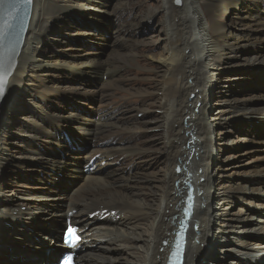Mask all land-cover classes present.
<instances>
[{"label":"bare ground","instance_id":"bare-ground-1","mask_svg":"<svg viewBox=\"0 0 264 264\" xmlns=\"http://www.w3.org/2000/svg\"><path fill=\"white\" fill-rule=\"evenodd\" d=\"M119 1L120 17L127 16L126 23L115 30L121 37L134 33L142 22L156 15L157 10H149L143 19H132L134 1ZM175 2L163 0L161 10L166 21L162 32L167 44L162 54L151 58L152 66L145 70L150 75L146 81L149 87L128 91L123 110L111 108L112 104H96L97 98L91 97L88 114L80 117L75 111L65 115L64 109L60 113L49 109L57 98L64 100L65 92L87 96L90 91L60 88L54 78L63 79L66 75L62 70L80 77H115L123 69L137 65L136 48L141 45L131 43V38H120L113 54L105 60L81 55L59 60L60 56H56L61 40L55 35L67 40V35L72 34L67 32L66 22L62 24L64 16L93 11L94 20L99 14H108L95 5L104 3L32 0L28 28L9 69L0 109V264H44L47 256L59 259L65 248L61 233L67 218L82 225L85 234L80 264H167L183 217L188 184L194 186L197 206L188 230L186 264H221L229 257H233L232 264H264V212L257 221V232L244 229L232 244L219 246L216 242L264 211V155H258L261 152L255 147L229 148L226 141L227 136L234 135L235 128L244 129L245 124L248 128L262 127L259 123L264 122V106L252 105L255 97L220 100L216 92V82L226 70L240 66L242 61L250 64L238 58L240 50L264 45V0H179L180 7ZM258 58L264 60V55L255 61ZM231 59H237L238 64H229ZM263 64L264 61L250 65ZM120 82L111 79L103 83L101 99L112 98L114 91L122 92ZM99 91H93L94 95ZM17 96L20 104L17 102L16 110L4 118V107L14 105ZM23 102L28 104L26 108ZM23 110L60 128L57 135L73 152H77L73 146H89H82L75 137L70 141L69 129L80 131L96 146L82 157L86 160H78L85 167L74 169L73 176L80 183L66 201L62 198L67 196L53 197V191L48 190L46 196L25 194L15 202L16 206H10L18 190L8 195L4 182L9 173L15 177L17 173L26 175V169L31 167L44 172L48 168L45 165L57 172L68 168L67 159L51 158L34 148L47 140L60 144L56 132L43 121L33 122L25 134L27 144L21 143L23 150L31 148L30 154H20L16 139L22 136L13 134L22 131L15 129V121ZM157 131L161 132L160 143L152 136ZM245 133L253 135L249 130ZM131 141L136 143L125 145ZM106 142L121 146L101 147ZM54 149L59 150L56 145ZM244 156L249 161L242 165ZM157 162L164 163V167L157 168ZM108 166L112 169L105 172L103 168ZM131 166L136 168L131 170ZM13 180L15 188L22 186ZM34 187L29 188L35 190ZM240 202L242 207L234 212ZM116 218L120 219L118 223ZM50 222L59 223L50 229L52 238L45 237L54 247L41 245L38 240L47 230L42 223ZM58 233L60 242L55 237ZM10 234L20 237L11 238Z\"/></svg>","mask_w":264,"mask_h":264},{"label":"rangeland","instance_id":"rangeland-1","mask_svg":"<svg viewBox=\"0 0 264 264\" xmlns=\"http://www.w3.org/2000/svg\"><path fill=\"white\" fill-rule=\"evenodd\" d=\"M81 3L85 2V0H80ZM102 3L106 4L107 7H104V4L95 3L98 9H101L103 11H107L108 14H99V17L92 19V15H95L93 11H88L87 13H71L68 15H65L62 19V24L66 22V28L68 33H72L70 35H67V40H62L60 38L59 34L55 35L56 39L61 40V42L58 43L59 46H61L60 49H58L60 52L57 54L56 57L60 56L59 60L61 58H69L76 57V56H87L92 59L96 60H105L106 58L111 56L113 54V51L116 49V41L121 40L122 38L130 39V42L137 41L140 43L141 46L136 48V52L138 53V57L136 59L137 65L130 66L126 69H123V71L119 74H117L115 77L111 76V78L104 77L101 79L100 77L92 78V77H80L77 75H68L64 70L63 73L66 75L63 77V79L54 78L55 84L59 85L60 88L71 90L73 87L75 88H82V89H88L91 94L85 95H71L73 93H67V95L64 98H57L56 102L53 103L49 110L52 112L60 113L61 109L65 110V115L69 114L72 111H75L77 114L80 115V117L86 116L88 113V106L92 104L91 97L97 98L96 104L100 102L101 105L111 106V108H120L123 110L126 109V105L123 101V98L128 94V91H134L138 92L142 89H146L149 87V82H146L149 78V74L147 71L148 67H151V58L158 56L160 53L165 51L166 47V40L164 37V33L162 32V29L164 27L166 18L164 16L163 11L161 10V7L163 5V0H132L134 1V7L131 10V18L135 20L136 19H143L145 17V12L149 10H157L151 19H147L144 22H142V26L137 28L134 33H130L124 37L119 36L115 30L117 27H120L122 24L126 23L125 17H120V1L119 0H101ZM124 1V0H123ZM179 4V3H178ZM177 2H175L176 7H180V4L178 5ZM107 9V10H106ZM81 14V15H80ZM243 15V14H242ZM66 17V18H65ZM79 17V18H78ZM65 19V21H64ZM128 17V21H129ZM70 22V23H69ZM61 23V22H59ZM78 34H75V33ZM79 32H81L79 34ZM74 33V34H73ZM129 37V38H128ZM121 38V39H120ZM48 44H51V42H47ZM53 49V48H52ZM164 49V50H163ZM264 55V45L257 46L256 48H248L246 51H239V57L238 58H245L249 61L250 64L252 63H260L264 60L261 58H258L257 61H255L254 58L257 56ZM84 58V57H81ZM237 59H231L229 64L237 63ZM253 61V62H252ZM243 64L240 62V66H236L235 68H231L225 71L223 75L221 76V79L216 82V92L219 95L220 100H227L229 102H232L231 100L234 99H243V98H251L255 97L256 99L255 103H252V105L255 106H264V100H260L264 98V64L263 65H250L247 64L248 62L242 61ZM155 65V63H154ZM262 71V73H260ZM116 78V79H115ZM111 79L113 80H121L120 86L122 87L121 91H114V96L110 99H101V92L99 91L102 87L103 83L110 82ZM136 79V80H135ZM140 80V81H139ZM49 84V82H48ZM226 86V87H225ZM141 88V89H140ZM98 90L99 93L95 94L93 91ZM263 95V96H262ZM69 97V98H68ZM263 97V98H262ZM100 99V100H99ZM259 99V100H258ZM21 98L17 96L16 103L11 106H7V108L4 107V113L3 117L5 118L8 114L12 113L14 110H16L17 105L20 104ZM89 100V101H88ZM105 100V101H104ZM38 101L41 102V100L38 99ZM17 102H19L17 104ZM58 102V103H57ZM107 102V103H106ZM108 104V105H107ZM123 104V105H122ZM22 107L26 108L27 103L23 102ZM121 106V107H120ZM229 106V105H227ZM3 107V106H2ZM1 107V108H2ZM58 107V108H57ZM63 107V108H62ZM48 109V108H47ZM56 109V110H55ZM24 117V118H23ZM141 118V117H139ZM20 120V121H19ZM27 120V121H26ZM42 121L47 124V128L52 129L55 133L56 130L60 129L55 127L54 125L49 123V120L46 118H42L40 120L37 115L30 112V110H23L21 113V118L15 121L16 127L15 129L22 130L20 133L21 135H18L17 133H14L13 136H22L21 138L18 137L19 141V148H17L20 151V154L25 156L30 154L31 148L27 146V150H23V147L21 146V143L24 141L25 144H27V137L26 132L29 131V128L34 126V123L41 124ZM242 120L240 119V122ZM248 122V120H246ZM78 122V121H77ZM259 124H262V127L256 128L255 126H251L250 128L247 127V125H244L243 127H238L234 129V135H229L226 138L227 145L229 148L236 147L237 149H247V148H258L261 153H258V155H264V122H260ZM19 126V127H18ZM244 130V131H243ZM251 131L253 135H245V131ZM23 133V135H22ZM69 135L67 138L70 141H75L74 137L77 138L82 146H89L87 149L85 148H78L73 146L74 151L70 150V147L67 146L65 142L60 139V137L57 135V139L59 141V145L57 143H54L53 140H47L44 141L43 145H37L34 146L36 150L42 153L49 154V157L51 158H64L67 162L68 168L66 170H61L60 172H57L56 170H53L52 166L45 165L43 167H48L44 172H41V170H36V167H31L29 169H26V175L24 173H17V177H15L14 173H9V175L5 179L6 188L9 192L12 190H18V193L13 196V201L10 203V206H16L15 202L19 200L21 197H24L25 194L29 195H35V196H46L48 190H52V196L56 197L57 194L65 195L67 198H62V200H67L69 196L72 194L73 191H75L79 187L80 181L76 180V177L73 176V171H75V168H83V163H79L78 160H86L82 159L83 156L89 155L90 151L95 149L96 146L93 144L92 139H87L85 136L83 137V134L80 131L74 132L73 130H68ZM11 137L14 139V137ZM153 138L156 143H160V136L161 132L157 131L153 135ZM24 138V140L22 139ZM62 138V137H61ZM249 140H245V139ZM237 139V140H236ZM242 139V140H241ZM129 141V140H127ZM259 142V143H258ZM136 142L131 141L130 143H125V145H134ZM55 145L58 147L59 150H55ZM111 146L112 148H118L121 146V144L117 142H106L101 147H108ZM159 146V145H158ZM29 148V149H28ZM47 149V151H44V149ZM55 151V152H54ZM78 158V159H77ZM249 161L248 156H244L241 160V164H245ZM157 168L164 167V163L157 162L155 166ZM134 166V165H133ZM131 166L129 169L134 170V167ZM246 168V166H244ZM110 168V169H109ZM104 171H109L112 169V167L108 166L106 168H103ZM24 171V170H22ZM64 172V173H63ZM85 172V170H84ZM86 173V172H85ZM96 173V172H94ZM81 175V174H80ZM83 176H85L84 173H82ZM245 177V176H244ZM11 178H13V181H17L18 184L22 186H15L11 182ZM53 178V179H52ZM66 178V179H65ZM240 178V177H239ZM236 178V179H239ZM36 179H39L43 182H37ZM35 180V181H34ZM35 186L34 189H30L29 187ZM38 187V188H37ZM264 191V187L262 189ZM242 203H238L235 208L234 212H236L240 207H242ZM264 211L260 212V215H256L254 217V220H252L250 223H245L244 226H238L233 232L224 234L223 236L219 237L216 242H218L220 245H229L235 242L236 238L238 236H241L240 232H242L244 229H257L258 227V220L262 219ZM116 223L119 222V218H116ZM258 221V222H257ZM61 223V222H60ZM59 224L58 222H50L49 224H43L42 228L47 227L46 232L41 233L42 238L38 237V240H41V245H50L54 247V243L50 244L48 241L45 240V237L52 238L53 235L50 233V229L55 227V225ZM111 225V224H110ZM109 225V226H110ZM29 226V224H28ZM39 229V228H38ZM41 230V229H40ZM60 230V229H59ZM40 233V231H38ZM257 232V230H255ZM11 235V234H10ZM9 235V236H10ZM20 236H14L11 235V238H19ZM55 237L58 238V242H60V233L55 235ZM33 238V237H32ZM31 238V239H32ZM1 241H3L1 239ZM26 245V243H25ZM0 246L2 245V242L0 243ZM7 249V248H6ZM82 250H85V247L82 248ZM106 251V250H105ZM102 253V252H99ZM56 255V253L54 252ZM103 254V253H102ZM211 255H214L212 253ZM0 258H2V253L0 254ZM233 257H229L227 261L221 264H232ZM18 263H27L25 261H19ZM32 264H36L31 262ZM117 264H122V262H119ZM124 264V263H123ZM207 264V263H202ZM213 264H218L217 261Z\"/></svg>","mask_w":264,"mask_h":264},{"label":"water","instance_id":"water-1","mask_svg":"<svg viewBox=\"0 0 264 264\" xmlns=\"http://www.w3.org/2000/svg\"><path fill=\"white\" fill-rule=\"evenodd\" d=\"M32 0L30 5L22 8H9L7 5L4 8V20H0V35H3V40L0 41V55L4 60V81H6L9 75V69L15 62L17 52L24 40L25 32L28 28V24L31 17ZM5 83L3 92L0 93V109L4 104L5 98ZM27 253L25 251L23 254ZM65 252H62L61 258H64ZM53 258V257H52ZM50 256L43 258L44 264H53V260ZM20 260L24 259L19 257Z\"/></svg>","mask_w":264,"mask_h":264},{"label":"snow or ice","instance_id":"snow-or-ice-1","mask_svg":"<svg viewBox=\"0 0 264 264\" xmlns=\"http://www.w3.org/2000/svg\"><path fill=\"white\" fill-rule=\"evenodd\" d=\"M31 0H0V20H4V8L7 5L9 8H22V7H27L30 5ZM177 3H179V0H177ZM3 40V35H0V41ZM2 46V44H0ZM4 60L3 56L0 55V93L3 92L4 88ZM78 239V237H77ZM69 242L71 243V239H69ZM177 248L179 249V243L177 244ZM70 259V258H69Z\"/></svg>","mask_w":264,"mask_h":264}]
</instances>
